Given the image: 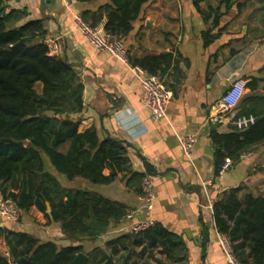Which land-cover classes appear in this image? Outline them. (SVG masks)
<instances>
[{
  "label": "crops",
  "instance_id": "1",
  "mask_svg": "<svg viewBox=\"0 0 264 264\" xmlns=\"http://www.w3.org/2000/svg\"><path fill=\"white\" fill-rule=\"evenodd\" d=\"M65 1L12 0L8 5L27 13L20 24L41 21L45 39H57L56 56L76 70L83 85V109L74 116L79 119L78 132L93 128L99 140L111 138L129 146L132 167L137 172L149 166L147 177L156 197L153 209L143 213L140 196L126 187L121 175L110 185L96 186L79 179L68 181L50 168L64 188L86 189L121 202L136 212V217L111 224L97 240L80 244L62 234L59 224L49 219L48 209L43 214L31 207L17 222L0 218V228L29 234L58 248L81 245L88 258L95 247L108 254L107 243L130 234L135 221L150 219L181 238L182 253L168 258L155 250L152 257L133 254L125 263L133 247L124 250L117 246L114 264H228L208 206L239 186L240 200L248 193L264 196V170L260 165L264 148L244 154L216 181L210 135L212 131L230 132L238 114H264V0H204L197 7L192 0H150L142 7L123 41L131 66L147 56H170L157 75L171 93L166 117L158 122L144 107L142 86L133 72L83 40ZM67 2L73 12L94 16L97 24L93 27H104L103 8L110 0ZM237 4L242 5L240 9ZM216 8L219 18L214 24V15H207L209 9ZM88 22L92 25L91 20ZM213 35L215 38L206 43ZM237 79L246 82L238 106L220 116L216 125L210 123L213 107ZM186 134L195 137L190 159L178 142V137ZM134 250L138 253L140 247ZM5 251L6 243L0 238V253Z\"/></svg>",
  "mask_w": 264,
  "mask_h": 264
},
{
  "label": "trees",
  "instance_id": "2",
  "mask_svg": "<svg viewBox=\"0 0 264 264\" xmlns=\"http://www.w3.org/2000/svg\"><path fill=\"white\" fill-rule=\"evenodd\" d=\"M10 1L0 0L1 197L11 198L21 214L31 207L43 214L48 209L49 219L59 224L62 234L74 244L93 242L111 224L123 220L129 208L93 191L64 188L49 169L53 168L68 181L79 179L96 186L110 185L121 175L126 187L140 196L141 181L149 175V166L137 172L132 167L129 146L111 138L99 140L93 128L78 132L79 119L74 116L83 109V85L76 70L58 56L48 55L42 43L46 33L43 23L20 24L27 13L10 9ZM75 1L88 4L97 0ZM149 1L110 0L103 8L104 31L125 38ZM202 1L192 3L197 7ZM241 6L237 4L238 9ZM218 13L219 8L209 9L207 17L213 14L215 24ZM82 18L86 22L91 20L92 26L97 24L94 16L84 14ZM212 38L215 35L206 43ZM167 60L168 54L147 56L134 65L151 75H159L162 63ZM38 85L39 92L35 90ZM240 116L243 115L235 118ZM254 118V124L245 129L231 125L228 133L211 132L215 174L224 159L237 163L244 154L264 148V114ZM260 165L264 170V152ZM17 183L19 187L14 192ZM241 189V186L231 189L212 204L214 227L227 237L240 264H264V196L248 193L240 200L237 195ZM0 238L14 262L24 258L26 264H70L83 252L81 245L58 248L52 242H40L29 234L5 228H0ZM106 246L110 248L108 254L95 247L88 254L87 264H114L117 246L124 250L133 247L125 263L133 254L147 253L152 257L157 250L172 258L184 249L181 238L159 224L139 233L131 232ZM137 247L138 253L134 250ZM0 264H7L1 253Z\"/></svg>",
  "mask_w": 264,
  "mask_h": 264
},
{
  "label": "built area",
  "instance_id": "3",
  "mask_svg": "<svg viewBox=\"0 0 264 264\" xmlns=\"http://www.w3.org/2000/svg\"><path fill=\"white\" fill-rule=\"evenodd\" d=\"M66 7L70 10L75 28L80 32L85 42L90 43L93 48L99 52L106 53L118 60L125 66H127L136 78L139 80L143 95L142 103L150 113V117L153 121L158 122L165 119L166 108L171 100V93L164 87L162 79L157 75H151L139 66H131L127 56V50L124 46L122 38L113 34L107 33L103 28L93 27L89 22L84 21L80 13L73 12L69 7L67 0L65 1ZM43 44L47 47L49 56H56L58 53L57 39L48 38L43 41ZM246 89V82L237 79L234 80L226 93L218 100L213 107V114L210 116V123L216 125L220 121V116H225L234 111L242 99ZM255 122V118L252 115H243L237 117L232 121V124L237 129H245ZM181 150L187 159L191 157V149L195 143V137L191 134H186L178 137ZM233 162L226 158L221 164L215 176L216 181H220L222 176L232 168ZM142 194L139 197L142 203L143 213H150L153 209V203L155 201V193L151 181L146 176L141 181ZM212 209V206H208ZM21 212L17 208L15 202L9 198H2L0 200V218L2 220L17 222L20 219ZM136 217V212L128 211L125 218L127 220H133ZM154 225V222L150 219L137 220L133 223L131 230L134 233L142 232ZM217 241L226 256L228 264H240L237 258L234 256L230 243L225 235L219 234L216 230ZM3 257L6 259L7 264H15L11 259L8 251L3 253Z\"/></svg>",
  "mask_w": 264,
  "mask_h": 264
},
{
  "label": "water",
  "instance_id": "4",
  "mask_svg": "<svg viewBox=\"0 0 264 264\" xmlns=\"http://www.w3.org/2000/svg\"><path fill=\"white\" fill-rule=\"evenodd\" d=\"M19 184L15 185V191L18 190ZM87 256L83 253H78L70 264H87ZM26 259L19 258L15 261V264H26Z\"/></svg>",
  "mask_w": 264,
  "mask_h": 264
},
{
  "label": "rangeland",
  "instance_id": "5",
  "mask_svg": "<svg viewBox=\"0 0 264 264\" xmlns=\"http://www.w3.org/2000/svg\"><path fill=\"white\" fill-rule=\"evenodd\" d=\"M35 90L37 91V92H39V85L35 88ZM264 193V192H263Z\"/></svg>",
  "mask_w": 264,
  "mask_h": 264
}]
</instances>
